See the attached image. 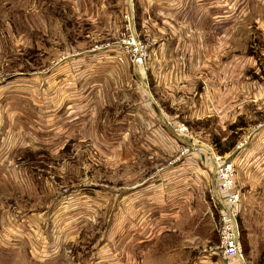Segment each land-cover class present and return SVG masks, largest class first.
<instances>
[{
    "label": "rangeland",
    "instance_id": "374dc122",
    "mask_svg": "<svg viewBox=\"0 0 264 264\" xmlns=\"http://www.w3.org/2000/svg\"><path fill=\"white\" fill-rule=\"evenodd\" d=\"M210 1L194 3L203 10ZM221 1L212 3L217 19L225 17ZM151 3L0 0V264H229L219 250V203L207 188L197 191L192 162L250 149L264 132V109L223 127L207 112L173 116L171 108L173 119L158 122L160 112L144 108L157 102L153 80L141 84L122 48L126 23L134 21L150 61L159 45L156 54L176 56L161 67L172 71L167 84L193 68L188 47L146 38L143 22L158 21ZM207 18L198 10V23ZM231 29L214 55L217 71L222 54L248 51ZM247 38L253 42L252 32ZM182 148L187 154L173 162ZM240 172V243L247 264H264V180L247 183ZM180 178L195 191L179 214L170 186Z\"/></svg>",
    "mask_w": 264,
    "mask_h": 264
},
{
    "label": "crops",
    "instance_id": "0c3cea01",
    "mask_svg": "<svg viewBox=\"0 0 264 264\" xmlns=\"http://www.w3.org/2000/svg\"><path fill=\"white\" fill-rule=\"evenodd\" d=\"M155 1L156 7L159 8L156 9L158 21L156 22L154 17L152 18L150 15L145 23L143 22V32L146 38L150 39L152 43L162 40L163 48H165L167 38L172 37L175 40V47H188L189 56L186 61L193 68L190 73L179 72V75L172 79L175 83L167 84L166 77L171 75L172 71L162 72V64L167 59V61L171 60L172 63H175L177 58L174 57V54L173 57L164 54L161 49L159 54H156L161 46L160 43L157 49H152V54L154 51L155 55L151 61L150 58L148 62L146 60L147 63L145 62L144 66L140 68V73H142V85L147 75L153 80V85L151 87L149 85V91L154 98L156 97L157 102L145 104L144 108L150 111L158 110L160 112L156 115L158 122L165 118L173 119L165 112L171 108L176 111L173 116H179V112L182 110H189L200 115L207 112V116L214 115L217 125L223 127L234 119L239 120V117L246 115L248 111L255 113L257 110L264 109V0H232L233 6L231 5V8L229 0H222L220 4L215 5L222 6L221 11L225 12V17L221 16L222 19H217L216 16L212 15V3L216 0L210 1L203 10L196 6L194 3L196 0ZM151 2L153 0H146L145 8L148 9L152 4ZM198 10L203 15L206 14L207 19L210 20L209 23L197 22ZM232 14H236V18ZM171 17L173 18L172 22L169 20ZM214 17L216 18L214 19ZM230 20L233 22H229ZM218 25L221 26L222 31H227L225 36L214 33L215 27ZM229 26H231L232 31H237L238 37L242 38L241 42L246 41L248 51L244 50L243 55H237L231 60L222 54L220 56V70L217 71L215 68H218L219 61L214 55L217 53L219 42L221 45L223 40L225 44L229 43V37L232 36V34L229 36ZM250 32H252V43L248 42L250 39L247 38L250 36ZM255 32L259 33L256 34ZM196 66L203 67L204 71H198ZM235 66H237V70L229 69V67ZM201 82L204 84L202 89H195L196 83L201 84ZM165 87L166 89H164ZM263 135L264 132L258 135L256 139L254 136L250 141L253 147L251 146L245 151L241 149L242 153L240 152L233 157L227 153L222 155L224 158L232 160L236 181L239 180L240 171L243 172L247 183H253L256 179L264 180ZM203 156L200 154L197 159L202 160L201 166L206 163L208 170L202 169L204 166L201 167L198 161L194 162L193 160L192 162L198 164L194 168V175L196 182L202 186V188L201 186L200 188L196 187L197 191L203 190V187L207 188L214 203H219L210 152L206 158ZM171 170L175 172L176 168H171ZM182 181L180 178L179 181L170 186L172 189L170 199L173 206L178 205L175 211H178L179 214L195 191L193 185H191L190 190L186 191Z\"/></svg>",
    "mask_w": 264,
    "mask_h": 264
},
{
    "label": "built area",
    "instance_id": "2783aa9c",
    "mask_svg": "<svg viewBox=\"0 0 264 264\" xmlns=\"http://www.w3.org/2000/svg\"><path fill=\"white\" fill-rule=\"evenodd\" d=\"M134 28L133 20L126 23V34L121 43L130 63L142 68L148 59L149 48ZM176 130L181 133L185 130V126L178 123ZM187 152L188 148H182L173 162L185 156ZM210 156L219 196L217 232L220 253L229 264H247L239 238L238 216L241 208V192L236 186L233 162L214 151H210Z\"/></svg>",
    "mask_w": 264,
    "mask_h": 264
}]
</instances>
